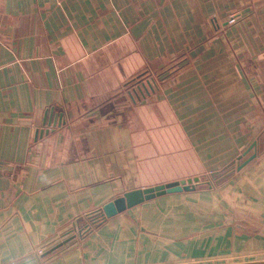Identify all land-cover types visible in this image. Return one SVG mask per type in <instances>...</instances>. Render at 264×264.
<instances>
[{
    "label": "crops",
    "instance_id": "crops-1",
    "mask_svg": "<svg viewBox=\"0 0 264 264\" xmlns=\"http://www.w3.org/2000/svg\"><path fill=\"white\" fill-rule=\"evenodd\" d=\"M226 174L91 225L126 192ZM249 262L264 0H0V264Z\"/></svg>",
    "mask_w": 264,
    "mask_h": 264
},
{
    "label": "water",
    "instance_id": "water-1",
    "mask_svg": "<svg viewBox=\"0 0 264 264\" xmlns=\"http://www.w3.org/2000/svg\"><path fill=\"white\" fill-rule=\"evenodd\" d=\"M256 146H257V143L255 142L248 149V151L245 153L244 156H246ZM255 157H256V154H253L252 156H250L245 162H243L242 164H239L236 170L238 171L241 170L244 166H246L249 162H251ZM218 177L213 176L214 180H218L217 179ZM207 183L210 185V187H212V184L210 182H207ZM201 184H202L201 178L196 177V178H190L187 180H181V181L172 182L168 184L158 185L155 187L136 189V190L126 192L122 196H119L115 198L114 200H111L105 205H103L102 208L97 211L96 213L97 216L92 219L93 224L95 226L98 224H101L104 221L127 211L128 209H131L135 206L143 204L144 202L156 199L161 196H165L168 194L195 191L197 187ZM70 240L71 238L59 243L54 248H52L47 253H45L44 256H47L53 253L54 251L60 249L61 247L66 245ZM239 264H264V262H249V263H239Z\"/></svg>",
    "mask_w": 264,
    "mask_h": 264
},
{
    "label": "rangeland",
    "instance_id": "rangeland-1",
    "mask_svg": "<svg viewBox=\"0 0 264 264\" xmlns=\"http://www.w3.org/2000/svg\"><path fill=\"white\" fill-rule=\"evenodd\" d=\"M230 173H228V175H229ZM227 174L225 175V176H222V177H218L217 179H218V181H220V180H224V179H226L227 177ZM201 181H202V184L200 185V187H201V189H207L208 187H210V185L207 183V182H210L211 184H212V187H216V186H218V185H220L221 183H222V181H220V182H218V181H215L214 180V178L212 177V176H204V177H202L201 178ZM225 181V180H224ZM218 182V183H217ZM91 222L93 223V221L91 220ZM90 222V223H91ZM86 223V222H85ZM89 223V222H88ZM89 223V224H90ZM91 223V225L93 226L94 224H92ZM77 229H78V227H77ZM88 230H89V228H87ZM86 229V230H87Z\"/></svg>",
    "mask_w": 264,
    "mask_h": 264
}]
</instances>
